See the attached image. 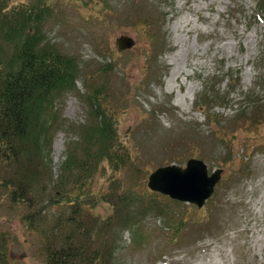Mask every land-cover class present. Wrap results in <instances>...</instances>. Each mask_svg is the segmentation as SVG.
Wrapping results in <instances>:
<instances>
[{
  "label": "rangeland",
  "instance_id": "obj_1",
  "mask_svg": "<svg viewBox=\"0 0 264 264\" xmlns=\"http://www.w3.org/2000/svg\"><path fill=\"white\" fill-rule=\"evenodd\" d=\"M257 1L0 0L7 14L39 12L40 46L77 65L74 88L35 127L37 144L0 163V264H45V230L57 223L63 238L66 220L105 264H264ZM121 35L131 49L118 51ZM101 87L113 135L104 158L88 139L100 120L86 100ZM70 151L90 168L68 166ZM192 158L221 171L201 208L148 188L156 169Z\"/></svg>",
  "mask_w": 264,
  "mask_h": 264
},
{
  "label": "trees",
  "instance_id": "obj_2",
  "mask_svg": "<svg viewBox=\"0 0 264 264\" xmlns=\"http://www.w3.org/2000/svg\"><path fill=\"white\" fill-rule=\"evenodd\" d=\"M263 5L264 0L257 1L259 10H264ZM39 17V12L32 10H17L11 14L0 10V163L8 154L17 163L27 155L22 145L37 144L35 127L42 125V114L51 98L73 89L76 83L74 60L53 47L40 46ZM101 89H94L86 100L92 116L100 120L89 129L88 139L99 146L97 154L104 158L113 135L111 121L105 111H101ZM77 157L70 151L68 166L74 165L82 171L90 168L86 162L88 157ZM27 164L28 160L23 166ZM11 195L12 201H22L21 194L17 196L16 191ZM66 225L71 232L63 238L54 232L57 223L48 232L45 230V264H105L97 251H89V243L84 240L80 226L69 220Z\"/></svg>",
  "mask_w": 264,
  "mask_h": 264
},
{
  "label": "water",
  "instance_id": "obj_3",
  "mask_svg": "<svg viewBox=\"0 0 264 264\" xmlns=\"http://www.w3.org/2000/svg\"><path fill=\"white\" fill-rule=\"evenodd\" d=\"M115 44L118 51H123L131 49L134 42L128 36L121 35ZM220 175V170L209 175L206 164L192 158L185 168L171 165L156 169L148 178V188L172 200L201 208L213 194Z\"/></svg>",
  "mask_w": 264,
  "mask_h": 264
}]
</instances>
